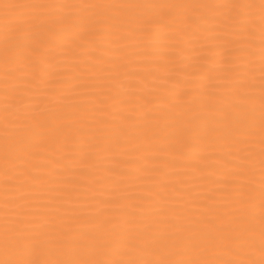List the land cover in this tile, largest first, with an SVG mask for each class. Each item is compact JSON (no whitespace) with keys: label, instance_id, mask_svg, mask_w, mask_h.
<instances>
[{"label":"snow or ice","instance_id":"6c2138e0","mask_svg":"<svg viewBox=\"0 0 264 264\" xmlns=\"http://www.w3.org/2000/svg\"><path fill=\"white\" fill-rule=\"evenodd\" d=\"M0 264H264V0H0Z\"/></svg>","mask_w":264,"mask_h":264}]
</instances>
